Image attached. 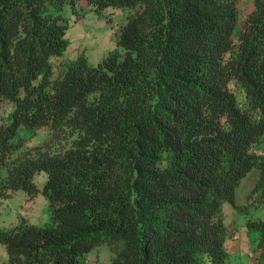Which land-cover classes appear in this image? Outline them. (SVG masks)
I'll return each mask as SVG.
<instances>
[{
  "label": "trees",
  "instance_id": "obj_1",
  "mask_svg": "<svg viewBox=\"0 0 264 264\" xmlns=\"http://www.w3.org/2000/svg\"><path fill=\"white\" fill-rule=\"evenodd\" d=\"M240 2L0 0V198L49 216L0 225L3 264L104 244L111 264H231L224 208L255 169L264 206V0ZM109 8L129 11L117 48L67 58L72 21ZM247 227L264 264V218Z\"/></svg>",
  "mask_w": 264,
  "mask_h": 264
},
{
  "label": "rangeland",
  "instance_id": "obj_2",
  "mask_svg": "<svg viewBox=\"0 0 264 264\" xmlns=\"http://www.w3.org/2000/svg\"><path fill=\"white\" fill-rule=\"evenodd\" d=\"M88 7L86 2L83 3ZM240 7L245 17L254 9V0H241ZM129 11L122 8H109L101 15L88 11L85 15L73 20L68 36L71 44L67 58L75 59L85 55L91 63L103 59L109 50L117 48V41L122 26L127 22ZM4 113V110H0ZM6 113V111H5ZM43 135L32 139V144L42 140ZM31 143V142H29ZM259 178L257 169L250 172L241 182L236 192L235 204L226 203L225 223L230 237L227 246L231 255V264H254L256 253V235L249 232V220L264 218V206L248 205V196ZM46 177L40 174L36 177L42 186ZM47 202L38 194L30 196L19 191L9 198H0V225L13 227L23 220L44 225L48 220ZM243 208L240 211L239 208ZM112 253L107 244L93 250L87 257V264H111ZM5 262V251L0 246V264Z\"/></svg>",
  "mask_w": 264,
  "mask_h": 264
}]
</instances>
